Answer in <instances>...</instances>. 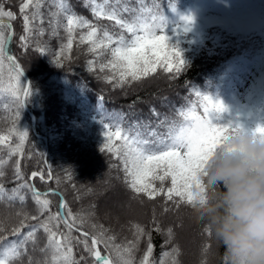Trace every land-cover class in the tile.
Masks as SVG:
<instances>
[{
    "label": "trees",
    "instance_id": "16d2710c",
    "mask_svg": "<svg viewBox=\"0 0 264 264\" xmlns=\"http://www.w3.org/2000/svg\"><path fill=\"white\" fill-rule=\"evenodd\" d=\"M156 1L95 0V4L98 11L102 9L105 13L115 9L117 15L125 21L131 22L134 18L140 17L147 22L151 15L147 16L144 6L153 5ZM192 1L187 4L192 3L196 7L202 5L200 0ZM219 1L228 0H209L210 3ZM21 2L22 0H0V9L14 14V18L5 15L12 21L14 27L9 50L17 57L30 77L32 91L26 102L37 116V130L43 134L55 135L49 139L48 168L44 159L46 150L44 140L34 134L28 112L23 108L21 100L18 101L13 95L15 80H10L9 77H15V72L11 71V65L4 59L0 67V131L7 132L10 141L7 144H0V160L3 161V165L0 166V172H3L0 185L4 187V192L0 195V258L11 259L10 253H6L5 250L12 242L22 241L30 230L22 229L19 236L12 234L11 230L18 227L23 218L22 215L17 216V213L40 215L38 211L40 206L35 202L31 190L33 183L39 190L50 187L58 189L71 211L77 214V222L79 223L80 217L86 219L87 222L82 228L92 232L98 231L102 226L107 230L108 236L115 237L114 243L120 246L121 253H124L128 241H136L135 251L131 254L134 264H141V260L147 254L149 242L152 244V251L148 254L146 264H187L179 253L181 247L176 242L172 224L167 225L166 219L169 214L171 216L196 211L185 204L177 207L174 201H166L163 194L153 199L143 194H135L127 186L123 158L115 154L123 141L113 138L111 141L113 154L106 150L102 151L106 139L105 131L114 133V128L119 126L129 137L139 133L141 138L155 140L156 137L149 136L152 131L164 129L161 131L164 135L170 124L183 122L179 113L193 108L195 103L201 101V97L196 95L199 90L214 100L228 101L234 92V81L239 80L240 75L264 55V39L243 29L225 25L209 27V30L197 38H194L192 32H180L178 38L169 34L166 35L169 38L168 50L170 52L172 47L176 46L181 51L185 62L183 69L168 73L164 71L161 62L157 65L155 73L137 81L129 78L121 86L119 84L121 69L114 70L108 66L103 71L100 70L102 65H109V61L114 59L112 56L114 44L97 47L95 52L90 51L93 47L87 42L90 29L76 27L72 35V47L69 48L67 20L60 9V0L55 2L39 0V7L35 6L37 0H32V6L24 13L30 17L29 31L25 33L24 14L19 10ZM66 3L69 7L68 14L74 12L83 16L97 27L94 39L98 45L102 41L107 44L104 38L105 31L112 35L114 40L120 35L126 40H131L132 34L122 29L115 21L93 16L91 0H66ZM125 8L129 10L125 11ZM63 17L65 18L63 24L54 23L55 19L62 20ZM53 29L56 34H53ZM0 31L7 36L8 25L0 23ZM21 35L28 38L27 51L20 41ZM37 46L43 47L45 53L36 51ZM50 58H53V61ZM89 61H92L91 65ZM108 77H112L111 82ZM17 95L20 97L21 92ZM82 96H88L92 100L102 98L105 101L117 119L112 129H106L105 125H108L106 121L98 118L78 125L71 122L70 119L77 109L76 104ZM254 101L255 108L261 107L264 114V92L258 86L255 88ZM24 131L27 132V137L21 140L20 135ZM17 163L23 177L22 181L14 179ZM49 170L52 178L47 180ZM33 171L43 173L44 180L37 176L31 181L30 175ZM95 172L100 173L97 185L120 187L142 205L146 207L152 205V216L154 215L155 219L144 221L140 217L143 215L139 214L125 221L103 212L98 206L89 204L87 200L89 194L81 195L80 191L90 180V174ZM148 179L157 187L161 186V181L151 180L150 177ZM24 181L31 187L20 189L17 198L10 200L9 197L13 195L11 189ZM170 186L171 177H166L163 187L167 189ZM54 193L40 194V200L50 201L49 210L41 216L40 221L25 220V224L37 225L35 241L27 242L26 254L13 261V264H29V260L32 264H53L52 257L56 253L48 246V233L38 225L47 216L59 211L61 198L57 192ZM20 195L25 197L23 202L18 199ZM93 225L97 228L93 229ZM134 225H139L143 229L139 239L135 234ZM48 226L57 232V238H60L61 233L68 234L62 219L52 220ZM69 235L79 236V233L73 231ZM209 243V248H212L213 244ZM101 248L103 249V245ZM216 252L218 254L216 258L214 255L206 254L199 261L204 264H225V248L218 245ZM81 254L82 249L79 246L74 247L73 255L77 260ZM38 255L40 257L37 259ZM124 258H128L126 253ZM202 262L197 264H203ZM56 264H60L59 257ZM228 264H231L230 257Z\"/></svg>",
    "mask_w": 264,
    "mask_h": 264
},
{
    "label": "snow or ice",
    "instance_id": "6c2138e0",
    "mask_svg": "<svg viewBox=\"0 0 264 264\" xmlns=\"http://www.w3.org/2000/svg\"><path fill=\"white\" fill-rule=\"evenodd\" d=\"M91 3L93 16L115 21L122 29H126L128 33L132 34L131 40H126L123 35L114 40L113 36L105 31L104 38L107 44L102 41L98 45L94 39L98 31L97 27L83 16H79L74 12L68 14L69 7L66 0H60V9L65 14L67 20V46L69 48L72 47V35L76 27L90 29L87 34V42L93 46L90 51L95 52L97 47H107L114 44L115 46L112 47L114 59L109 61V65H102L100 70L103 71L108 66L114 70L117 68L121 69L119 72V84L121 86L129 78L132 81H137L142 77L155 73L157 65L161 62L163 63L164 71L168 73H172L173 71L179 72L183 69L185 62L181 51L176 46H173L169 52L167 47L168 36H156L153 34L154 28H158L161 32L166 30L168 18L165 15L154 16L151 24L146 23L140 17H136L131 22H128L120 18L115 9L105 13L102 9L97 10L95 0H91ZM31 6L32 0H22L19 9L20 13L24 14ZM35 6H40L39 0H37ZM84 6L87 7L88 5ZM124 10L128 11L129 9L125 8ZM172 11H176L175 6L172 7ZM5 15L14 18V14L11 11L5 12L3 9H0V16ZM180 20L183 22V30L188 31L193 17L191 15H181ZM23 21L24 31L27 33L29 31L30 17L24 14ZM176 31H179V27H177ZM140 33L144 34L141 35ZM53 34H56L55 29H53ZM6 39L5 33L0 31V67H2L3 60L7 59L11 65V71L15 72V77H9L10 80H15L16 86L12 88L13 95L19 101L20 97L17 93H23V106L26 99L31 95V85L28 84L27 87L22 86L24 69L17 57L6 55ZM27 39L26 35L20 36V41L26 51L28 48ZM35 50L39 53H45V49L40 46H37ZM89 64L91 65L92 61H89ZM108 80L111 82L112 77H108ZM196 95L201 97L202 100L203 117L197 114L195 107L187 111L182 110L179 115L183 117V122H173L170 124L164 135L152 131L149 136L156 137L155 140L141 138L139 133L129 137L124 130L116 126L114 133L108 130L105 131L104 136L106 139L102 146V151L106 150L109 154H113V147L111 146L113 138L123 141L121 148L115 154L123 158L124 171L126 173L125 180L127 186L135 194H143L150 199L163 194L166 201H174L177 207L180 204H185L199 213L206 210V206L210 203L215 191L214 189L210 190L202 179V175H206L203 170L208 160L214 155L216 149L224 142L230 132L241 130L245 125L239 120H229L227 123H214L213 121L217 118V115L227 111V107L222 101L214 100L209 95L200 92H197ZM105 128L108 129L109 126L105 125ZM253 131L257 134H264V124H256L253 127ZM26 137L27 132L24 131L20 135V139L23 140ZM2 140L3 137H0V141ZM2 165L3 161L0 160V166ZM158 172H162L163 174H158ZM2 176L3 172H0V177ZM37 176L41 180L45 178L43 173L32 172L30 179H34ZM149 177L151 180L161 181V186L157 187L148 179ZM166 177H171V186L167 189L163 187V181ZM48 178H52L50 171L48 172ZM14 179L16 181L23 180L18 163L15 168ZM30 187L27 181L20 183L18 187L11 189L13 195L9 199H16L20 189ZM31 190L33 191L35 202L40 206L38 209L40 215L29 216L27 213H17V216L22 215L23 218L20 220L19 226L11 230L12 234L19 236L22 234V229L28 228L30 230L24 235L22 241H14L9 245L5 252L10 253L11 259L0 258V264H13V261L26 254L27 242L29 240L35 241L37 225L25 224V220L40 221L41 216L49 210L50 201L47 199L40 200V193L34 187ZM3 192L4 187L0 185V195ZM50 192L55 194L54 190H50ZM18 199L23 202L25 197L20 195ZM59 207L65 211H57L54 215L47 216L38 225L40 228H43L45 233H48V246L56 253L52 257L53 264H56L58 257L60 258V264H134L131 254L135 251L136 241H128L127 246L124 248V253H121L120 246L114 243L115 237L108 236L106 234L107 230L103 229L102 226L99 227L98 231H92L91 233L83 230L82 225L87 222L86 219L80 217L78 223L77 214H74L63 200ZM61 219L68 234L61 233L60 238H57V232L52 231L48 224L52 220L59 221ZM92 227L93 229L97 228L96 225ZM134 227L137 239H139V236L143 233V229L139 225H134ZM73 231L78 232L79 236L69 235ZM204 233L208 237L213 235L210 224L204 228ZM101 245H103V251ZM76 246L82 249V254L78 260L73 255V249ZM209 247L210 243L206 241L204 249L207 250ZM114 251L115 256H113ZM151 251L152 244L149 242L147 254L141 260V264H146L148 254ZM125 253L128 256L127 259L124 258ZM224 260L225 264H228L229 256L227 253ZM29 264H32L31 260H29ZM231 264H233L232 260Z\"/></svg>",
    "mask_w": 264,
    "mask_h": 264
},
{
    "label": "clouds",
    "instance_id": "9594fccd",
    "mask_svg": "<svg viewBox=\"0 0 264 264\" xmlns=\"http://www.w3.org/2000/svg\"><path fill=\"white\" fill-rule=\"evenodd\" d=\"M203 171L202 179L215 191L198 214L216 242L233 264H264V134L253 126L230 132Z\"/></svg>",
    "mask_w": 264,
    "mask_h": 264
},
{
    "label": "rangeland",
    "instance_id": "374dc122",
    "mask_svg": "<svg viewBox=\"0 0 264 264\" xmlns=\"http://www.w3.org/2000/svg\"><path fill=\"white\" fill-rule=\"evenodd\" d=\"M230 13H226L222 11L220 8H210L204 9V12H207L206 21L212 22L215 20H221L225 16L229 15H237L240 14V4L238 3H231L230 5ZM263 8L260 12L261 17L264 13V0L262 1V7ZM252 8L250 6H247V12L243 13L245 15H252ZM205 19V17H204ZM58 21V20H57ZM50 60L53 61V58ZM250 78H254L258 80V77H260L264 73V58H262L259 62V66H255L253 68H250L248 70ZM241 84L238 87V98L241 100L242 109L238 112H234V114L227 115L226 111L223 113H219L217 115V118L214 119L213 122L220 119H231V120H237L235 117L239 118V116L235 115L238 113H243L245 115V123L248 124L246 126H254L258 122H260V114L256 113V115H253V112H251L247 106H245L242 102L244 100V93H245V87L246 84ZM235 110V109H232ZM248 110L249 114L244 113L242 111ZM105 109L101 106V104L96 105V102H91L88 98H81V101L78 105V110L72 117V122L79 123V122H86L88 119H91L96 116H107L104 114ZM197 114L203 117L204 110L203 107L201 108V111L196 110ZM110 119L111 117L108 116ZM0 137H3V140L0 141V143H6L9 139V136L5 133L0 132ZM98 177H100V173H91L90 174V180L87 182L86 186H82V190L80 191V194H89L87 197L88 203L92 204L94 206H98L103 212L112 214L113 217L117 219H123L127 221L130 217H137V215H143L140 216L144 221L155 219L154 215L152 216L153 212V206L150 205V207H146L142 205L140 202L135 201L132 197H130L128 194L124 192L123 189L120 187L116 188H110V187H101L100 185H97ZM93 190V193H92ZM151 212V213H150ZM149 216V217H148ZM166 224L171 225L172 229L175 234L176 242L180 245L181 248H179V253L181 254L184 262L187 264H197V262L201 263L202 261H199L200 259L204 258L206 254L209 256H213L216 258L218 256L217 254V247L218 243L215 240L214 234L211 237H208L204 233V228L209 225L206 218L198 214L197 212H183L182 214H176V215H167ZM163 221V220H162ZM211 242L213 245L212 248H208L207 250L204 249L205 242ZM209 250V251H208ZM208 251V252H207ZM34 256V255H33ZM40 255L36 256L38 259ZM213 257V258H214ZM212 259V258H211ZM208 259H206L207 262ZM42 261V260H41ZM203 263V262H202ZM42 264V263H40ZM204 264V263H203Z\"/></svg>",
    "mask_w": 264,
    "mask_h": 264
},
{
    "label": "water",
    "instance_id": "95a60500",
    "mask_svg": "<svg viewBox=\"0 0 264 264\" xmlns=\"http://www.w3.org/2000/svg\"><path fill=\"white\" fill-rule=\"evenodd\" d=\"M4 20H6V19H5V18H0V21H4ZM9 26H10V34H9V36L7 37V40H6L5 50H6V54H7V55H12L11 53L8 52V44H9L10 37H11L12 31H13V27H12V24H11L10 21H9ZM12 56H13V55H12ZM23 74H24V76H25V78H26V85H25V87H27L28 84H29V79H28L27 75H26L24 72H23ZM23 99H24V98H23V96H22V101H23ZM24 106L29 110V112H30V114H31L32 126H33V128L35 129V115H34V113L32 112L31 108L28 107V106L26 105V103H24ZM38 135L41 136V134H38Z\"/></svg>",
    "mask_w": 264,
    "mask_h": 264
}]
</instances>
